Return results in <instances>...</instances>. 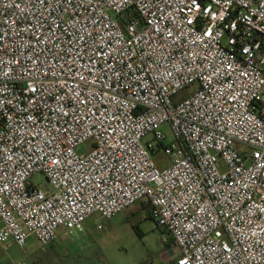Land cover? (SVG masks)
<instances>
[{
  "label": "built area",
  "instance_id": "1",
  "mask_svg": "<svg viewBox=\"0 0 264 264\" xmlns=\"http://www.w3.org/2000/svg\"><path fill=\"white\" fill-rule=\"evenodd\" d=\"M136 203L175 264H264V0H0L3 250Z\"/></svg>",
  "mask_w": 264,
  "mask_h": 264
},
{
  "label": "rangeland",
  "instance_id": "2",
  "mask_svg": "<svg viewBox=\"0 0 264 264\" xmlns=\"http://www.w3.org/2000/svg\"><path fill=\"white\" fill-rule=\"evenodd\" d=\"M188 94V90L182 91L175 99L182 100ZM163 130L170 138L167 127L164 126ZM153 162L159 170L170 164L163 153L154 155ZM33 183L48 187L40 174L33 177ZM96 224L102 228L98 230ZM133 226L137 227V232ZM60 234V240L47 247L50 255L42 253L40 245L33 238L23 248L9 244L5 253L13 263L23 264H145L149 261L161 264L166 263L173 249L169 234L146 216L139 203L110 219L98 214L92 216L84 223V232L80 235H68L64 230H60ZM75 250L77 253L69 254ZM31 256H35L32 261Z\"/></svg>",
  "mask_w": 264,
  "mask_h": 264
},
{
  "label": "crops",
  "instance_id": "3",
  "mask_svg": "<svg viewBox=\"0 0 264 264\" xmlns=\"http://www.w3.org/2000/svg\"><path fill=\"white\" fill-rule=\"evenodd\" d=\"M62 230V229H61ZM62 233V232H61ZM60 238H61V234H60V231H59V233H58V237H57V239L54 241V242H52V243H50V244H48V245H45V246H42V245H40V247H41V250H42V253H49V251L47 250V247H50V246H52L53 244L55 245L57 242H58V240H60ZM30 239V238H29ZM28 239V240H29ZM31 239H32V237H31ZM33 240L35 241V242H37L34 238H33ZM67 240V239H66ZM11 245V244H10ZM52 250V249H51ZM63 250H68V249H63ZM62 250V251H63ZM75 253H77V251L75 250V251H70V255H73V254H75ZM48 255H50V253L48 254ZM35 257V256H34ZM33 256H31V261H32V258H34ZM175 260H176V250L173 248V249H171L170 250V258L169 259H167L166 260V263H163V262H161V264H175ZM30 261V262H31ZM0 264H14L11 260H10V258L8 257V255L5 253V250H3V247H2V245L0 244Z\"/></svg>",
  "mask_w": 264,
  "mask_h": 264
},
{
  "label": "trees",
  "instance_id": "4",
  "mask_svg": "<svg viewBox=\"0 0 264 264\" xmlns=\"http://www.w3.org/2000/svg\"><path fill=\"white\" fill-rule=\"evenodd\" d=\"M146 216H147L148 218H150L148 214H146ZM150 219H151V218H150ZM133 229L137 232V227H136V226H133ZM169 239H170V238H169ZM170 242H171V239H170Z\"/></svg>",
  "mask_w": 264,
  "mask_h": 264
}]
</instances>
